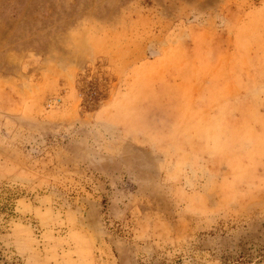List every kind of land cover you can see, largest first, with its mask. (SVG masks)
I'll return each mask as SVG.
<instances>
[{
  "label": "rangeland",
  "instance_id": "1",
  "mask_svg": "<svg viewBox=\"0 0 264 264\" xmlns=\"http://www.w3.org/2000/svg\"><path fill=\"white\" fill-rule=\"evenodd\" d=\"M0 264H264V0H0Z\"/></svg>",
  "mask_w": 264,
  "mask_h": 264
},
{
  "label": "trees",
  "instance_id": "2",
  "mask_svg": "<svg viewBox=\"0 0 264 264\" xmlns=\"http://www.w3.org/2000/svg\"><path fill=\"white\" fill-rule=\"evenodd\" d=\"M238 263V262H237Z\"/></svg>",
  "mask_w": 264,
  "mask_h": 264
}]
</instances>
